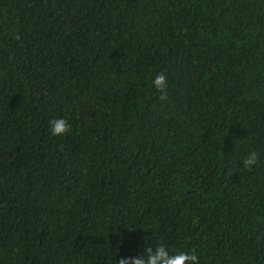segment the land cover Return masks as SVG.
<instances>
[{
    "label": "trees",
    "instance_id": "trees-1",
    "mask_svg": "<svg viewBox=\"0 0 264 264\" xmlns=\"http://www.w3.org/2000/svg\"><path fill=\"white\" fill-rule=\"evenodd\" d=\"M159 244L264 264V0H0V264Z\"/></svg>",
    "mask_w": 264,
    "mask_h": 264
},
{
    "label": "clouds",
    "instance_id": "clouds-1",
    "mask_svg": "<svg viewBox=\"0 0 264 264\" xmlns=\"http://www.w3.org/2000/svg\"><path fill=\"white\" fill-rule=\"evenodd\" d=\"M166 78L163 74L156 76L153 80L154 87L159 90L164 99V91L166 89ZM51 134L54 136H64L70 131V126L66 119L57 118L50 121ZM259 161V154L256 151H250L244 157L242 163L244 167L251 168L257 165ZM198 264V257L195 254H188L185 252H178L172 254L164 244H159L155 250L149 248L147 255H139L138 257H125L119 260L118 264Z\"/></svg>",
    "mask_w": 264,
    "mask_h": 264
}]
</instances>
